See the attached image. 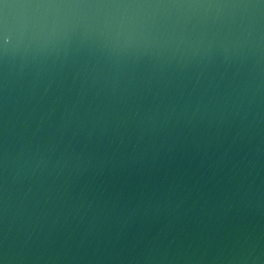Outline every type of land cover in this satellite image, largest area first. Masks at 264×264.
<instances>
[{"label": "water", "instance_id": "obj_1", "mask_svg": "<svg viewBox=\"0 0 264 264\" xmlns=\"http://www.w3.org/2000/svg\"><path fill=\"white\" fill-rule=\"evenodd\" d=\"M0 264H264V0H0Z\"/></svg>", "mask_w": 264, "mask_h": 264}]
</instances>
